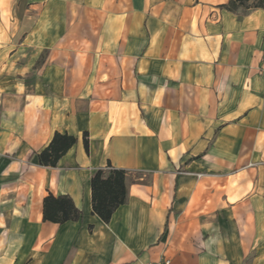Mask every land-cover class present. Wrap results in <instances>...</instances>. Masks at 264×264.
Returning a JSON list of instances; mask_svg holds the SVG:
<instances>
[{"label":"crops","instance_id":"crops-1","mask_svg":"<svg viewBox=\"0 0 264 264\" xmlns=\"http://www.w3.org/2000/svg\"><path fill=\"white\" fill-rule=\"evenodd\" d=\"M229 2L0 0V264H264V9ZM98 169L130 181L109 223Z\"/></svg>","mask_w":264,"mask_h":264},{"label":"trees","instance_id":"trees-1","mask_svg":"<svg viewBox=\"0 0 264 264\" xmlns=\"http://www.w3.org/2000/svg\"><path fill=\"white\" fill-rule=\"evenodd\" d=\"M252 1V6L247 3ZM231 11L241 8H262L264 0H230L225 6ZM78 139L67 134L56 133L49 146L39 155L40 164L55 167L60 159L72 148ZM88 149V141L85 140ZM130 181L123 170L98 169L91 178L93 212L105 223H109L116 209L127 202L128 186ZM43 215L45 221L53 223H65L68 221H79L82 212L79 210L72 198L68 195L54 197L52 195L44 199Z\"/></svg>","mask_w":264,"mask_h":264},{"label":"built area","instance_id":"built-area-1","mask_svg":"<svg viewBox=\"0 0 264 264\" xmlns=\"http://www.w3.org/2000/svg\"><path fill=\"white\" fill-rule=\"evenodd\" d=\"M258 70H259L260 74L264 75V51H263L262 61H261L260 65H259ZM151 264H170V261L165 259V260H163L160 263H151Z\"/></svg>","mask_w":264,"mask_h":264},{"label":"rangeland","instance_id":"rangeland-1","mask_svg":"<svg viewBox=\"0 0 264 264\" xmlns=\"http://www.w3.org/2000/svg\"><path fill=\"white\" fill-rule=\"evenodd\" d=\"M252 4H253L252 1L247 3L248 6H250V5L252 6Z\"/></svg>","mask_w":264,"mask_h":264}]
</instances>
